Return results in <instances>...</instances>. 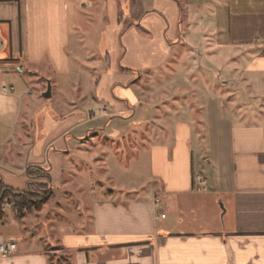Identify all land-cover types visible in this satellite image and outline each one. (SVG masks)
Listing matches in <instances>:
<instances>
[{"label": "crops", "instance_id": "obj_1", "mask_svg": "<svg viewBox=\"0 0 264 264\" xmlns=\"http://www.w3.org/2000/svg\"><path fill=\"white\" fill-rule=\"evenodd\" d=\"M167 1L174 5L171 15L159 8L149 11L163 19V53L148 64L141 60L125 66L119 46L116 64L112 52L99 56L105 70L98 76L113 78L108 86L114 101L98 97L95 102L92 97V104L82 105L72 100L52 117L57 134L46 143V117H36V139L25 126L24 146L30 158L38 154L39 160L28 162L21 173L27 175L29 168L48 171L42 159L54 148L60 156L61 190L71 189L79 171L94 170L80 169L77 157L91 151L84 140L107 132L106 126H95L112 122L107 133L112 141L121 136L116 128L122 122H139L143 100L157 99L148 104L149 149L131 163L111 156L107 170L99 172L107 178V199L99 201L91 190L79 188L83 204L77 206L72 195H62V214L52 234L61 246L56 258L67 256L63 264H264V125L249 121V112L240 105L241 97L254 101L264 92V0ZM108 9L98 0H0V94L10 99L0 102V124H9L3 112L6 105L8 112L11 97L35 98L25 85L19 94L1 91L14 86L11 75L17 67L24 68L22 75L30 69L31 79L42 77L48 86L53 75L67 79L85 74L69 51H93L75 31L90 27L92 16L87 14L93 12L94 17L99 13L106 28L100 34H105ZM121 9L126 13L116 40L123 49L132 29L152 35L142 26L149 12ZM92 68L98 70L97 64L92 62ZM193 73L205 78L193 88L173 79L166 85L155 81L160 89L142 92L139 84L145 76L188 79ZM127 75L129 81L117 82ZM215 76L223 79L217 82ZM101 83V78L96 80V92ZM5 137L1 145L11 138ZM197 176L207 180V190L201 189ZM66 205L76 207L70 221ZM25 221L23 214L13 217L11 227L1 233L20 243L15 256L0 264H51L48 245L57 247L46 234L28 229Z\"/></svg>", "mask_w": 264, "mask_h": 264}, {"label": "rangeland", "instance_id": "obj_2", "mask_svg": "<svg viewBox=\"0 0 264 264\" xmlns=\"http://www.w3.org/2000/svg\"><path fill=\"white\" fill-rule=\"evenodd\" d=\"M85 1L89 2L90 0ZM98 2L101 7L107 5V8H109L108 13L110 11L109 14L107 13V30H104L105 34H100L101 30L106 28L101 26L103 21L98 20L100 19L99 13L95 14L97 17H94L93 12L92 14L89 12L87 15L92 16V19H90L92 20L90 27L83 30L76 29L75 32L78 34L82 33V39L87 41V48L93 52H81L78 55L72 48L69 51V53L75 57V60L79 62L77 65L81 68L80 72L82 73V70L85 69V74H82L80 77H69L67 79L59 78L55 75L51 76V80L48 79V81H51L52 83L51 86L53 87L54 95L50 99H44L42 95L44 90L48 88V82L43 81L42 77L31 79L30 76L32 73L30 69L24 75H20L15 71V73L11 75V82L14 83L16 94H19L21 92V87L25 85L30 89V91H32L35 98L28 99L27 95L23 96L21 100L11 97L13 102L9 106L8 112V105H6L3 112V116L9 121V124H0L3 130V133H0V180L2 182L4 181L6 184L4 182L3 184L15 192H30V198H32L34 202L30 204V206H27L22 212V214L25 216V220L27 219L24 225L31 231H35L36 234L42 233L44 236L46 234V237H50L51 241L54 243V246L57 247H52V244H50L52 246L48 245L47 251L51 257V264H63V261L67 259V256L64 253V255L61 257L56 258L59 256L56 255V251H58L61 246L58 241L59 239L52 234V231L55 229L54 225L58 218L61 217L59 215L62 214L60 203L64 192L67 196H69V198L71 195L73 196L74 202H76L77 206L83 204L82 199L79 196L81 191L79 188H83V190L84 188L91 190L94 192L96 199L99 201H103L104 198L107 199V178L103 173L99 172H103L105 169L107 170L109 158L111 156L112 158L116 156L118 161L122 164L131 163V161L139 157L141 151H147V149L150 147L149 131H151L152 124L149 121L148 104L157 101V99L153 97H151V100H143L142 103L145 107L144 113L140 114L136 119V121L140 119L139 122L136 124L133 122H130V124L122 122V124L117 126L116 129L122 133L120 137L118 136V138L112 139V141L107 139V133H111V128H113L112 122H103L100 125L95 126H106L107 132L100 135L99 138L95 136L96 138L92 137L89 140H84L85 147L87 149L89 148L91 151L87 157H77L79 166L80 169L87 168V166H92L94 167V170H91L89 174L82 173L81 171L77 173L78 179L75 180L76 185L74 186L77 188L68 187L71 189L61 190L62 179L58 167V160L60 159V156L54 148L49 152V154L44 156V159H42L46 161L48 171H37L36 169H33L31 173L34 175V178L27 177V175L21 173L22 169L28 164V162L39 160L38 154L35 155L36 158L33 159L32 156L30 158V153L28 151L29 148L24 146L25 126L28 128V134H33L34 139H36V135L39 133V126L37 123L38 118L42 117V119H44L46 117L44 120L45 129L43 132V134H46L47 137L43 142L46 143L48 142V139H53L55 134H57L55 126L51 124L52 117H54V114H59L62 107L64 110H66L68 103H70L72 100H74L75 103H87L88 105L92 104V97L94 98L95 102H97L99 98H102L106 103L114 101V94L111 90H109L108 86L109 82L113 80V78L110 76H98L99 72L103 73L105 70V64H103L104 60L102 59V61L99 58V56L104 58L105 50L107 53L112 52L114 59H116L115 54H117V49L119 46V48L123 50L122 54L124 55V58H122V65L124 66L131 65V63L140 64L141 60L145 62L144 64H148L150 63L149 61L152 59V57L159 56L161 53H163V46L161 45V39L164 36V24L162 23L163 19H157L154 14L150 12H152L151 10L153 9L157 10L159 8V10L163 11L165 15L168 13L171 15L172 11L174 12L173 3L167 0H98ZM123 6L130 8L133 7L135 9L137 8L138 11L141 8H143L144 12L150 11L148 13L150 17H148V20L143 23L142 26L145 30L152 34L147 35L140 30H130L125 37L127 45H125L126 48L124 47V49L122 48L120 41L118 42L116 40L118 37L116 33L121 29V17L126 13L125 11L122 13L121 8ZM105 40H107V46L104 44ZM80 46L82 49L84 44H81ZM117 59L114 60L115 64L118 61ZM92 62L97 64L98 70L94 71L92 68ZM99 78L102 79V83L99 91L96 92V80ZM207 78L208 80L211 79L210 76ZM39 79L41 82L40 85L36 83ZM123 79H127L129 81L131 76L127 75L124 78H117V82L120 83ZM173 79L177 84H181L180 86L192 88L198 86L200 81L205 80V78L201 77L199 73L198 75L193 73L188 79L185 77L172 78L168 75H159L153 78H148L145 76L140 79L141 82L139 84L142 92H144L146 91L147 87L154 90L159 88L160 85L158 84L166 85L169 84ZM215 79L217 82H219L220 79L223 78H218L215 76ZM72 81H74L73 84ZM78 88H80V93L76 92V89ZM81 88H83L82 91ZM169 92L170 91H166L164 95L172 97ZM28 96H32V94ZM263 96L264 92H258L257 98L254 96V101L252 99V101H246L243 97H241L242 99H240V105L245 106L243 108L247 110V113L249 112V121L253 123L260 122L264 125V102H262ZM8 98L9 97L0 94V102L9 103L10 99ZM25 105L29 107H26ZM5 135H10L11 138L5 145H1V142L5 141ZM118 153L121 155V157L117 155ZM66 163L71 164V162L67 161ZM48 176L51 177V182H49L47 178ZM86 184L87 186L85 187ZM50 192H52L51 197H49L46 203H43L42 200ZM63 198H65V196ZM221 205L222 202H219L220 208ZM66 206H68L67 209L70 211V213H68L70 214V216H68L69 220L72 219L77 211L76 207L71 208L72 205ZM222 209L224 211V208ZM207 212L208 214L211 212L209 207ZM19 216L20 215L17 214V211L14 207V199L5 200L3 216L0 217V235L1 233H6L4 232V229L11 227V224H8V222H10L13 217L18 218ZM3 237L11 238L9 235H3Z\"/></svg>", "mask_w": 264, "mask_h": 264}, {"label": "trees", "instance_id": "obj_3", "mask_svg": "<svg viewBox=\"0 0 264 264\" xmlns=\"http://www.w3.org/2000/svg\"><path fill=\"white\" fill-rule=\"evenodd\" d=\"M31 169L33 168H29L27 170V175L30 178H34V175H32L31 173ZM37 171L40 170L42 171V168H37ZM49 182H51V177L48 176L47 177ZM30 192L27 193H21V192H15L12 189L6 187L3 182L0 180V217L3 216V208H4V201L7 199H14V207L17 211L18 215H21L22 212L25 210V208L27 206H30V204H32L34 201L32 200V198H30L29 195ZM51 193L50 192L43 200V203H46L49 199V197H51Z\"/></svg>", "mask_w": 264, "mask_h": 264}, {"label": "built area", "instance_id": "obj_4", "mask_svg": "<svg viewBox=\"0 0 264 264\" xmlns=\"http://www.w3.org/2000/svg\"><path fill=\"white\" fill-rule=\"evenodd\" d=\"M16 72L20 75L24 73L23 67H17ZM1 91L4 94H10L15 92L14 86H3ZM197 181L201 186L202 190H207L208 182L200 176H197ZM165 217L164 215L162 216ZM20 241L16 238H4L0 236V260L13 258L18 250Z\"/></svg>", "mask_w": 264, "mask_h": 264}, {"label": "water", "instance_id": "obj_5", "mask_svg": "<svg viewBox=\"0 0 264 264\" xmlns=\"http://www.w3.org/2000/svg\"><path fill=\"white\" fill-rule=\"evenodd\" d=\"M44 98L45 99H50L52 97V87L51 85L48 86L47 92L44 93Z\"/></svg>", "mask_w": 264, "mask_h": 264}]
</instances>
